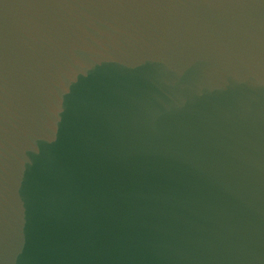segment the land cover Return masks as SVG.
Segmentation results:
<instances>
[{
	"label": "water",
	"instance_id": "obj_1",
	"mask_svg": "<svg viewBox=\"0 0 264 264\" xmlns=\"http://www.w3.org/2000/svg\"><path fill=\"white\" fill-rule=\"evenodd\" d=\"M0 264H264V0H0Z\"/></svg>",
	"mask_w": 264,
	"mask_h": 264
}]
</instances>
